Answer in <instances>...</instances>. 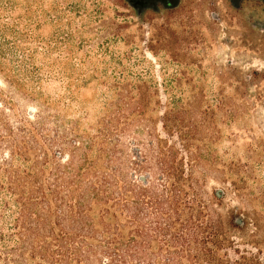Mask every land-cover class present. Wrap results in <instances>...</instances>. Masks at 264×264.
<instances>
[{"label":"rangeland","instance_id":"1","mask_svg":"<svg viewBox=\"0 0 264 264\" xmlns=\"http://www.w3.org/2000/svg\"><path fill=\"white\" fill-rule=\"evenodd\" d=\"M116 88L157 92L155 120L179 97L209 154L204 190L221 191L210 209L264 217V0H180L141 18L126 0H0V120L90 136ZM8 152L2 142L0 161ZM3 217L5 231L13 214ZM245 234L235 247L254 253Z\"/></svg>","mask_w":264,"mask_h":264},{"label":"trees","instance_id":"2","mask_svg":"<svg viewBox=\"0 0 264 264\" xmlns=\"http://www.w3.org/2000/svg\"><path fill=\"white\" fill-rule=\"evenodd\" d=\"M157 94L116 88L90 136L75 123L46 138L38 123L0 120V222L13 214L0 264H264V217L240 224L210 209L220 197L204 190L200 122L179 97L159 120L147 116ZM234 232L255 252L238 250Z\"/></svg>","mask_w":264,"mask_h":264},{"label":"flooded vegetation","instance_id":"3","mask_svg":"<svg viewBox=\"0 0 264 264\" xmlns=\"http://www.w3.org/2000/svg\"><path fill=\"white\" fill-rule=\"evenodd\" d=\"M136 11V14L141 18L142 14L146 10H152L158 12L161 9H173L176 8L180 0H126Z\"/></svg>","mask_w":264,"mask_h":264},{"label":"water","instance_id":"4","mask_svg":"<svg viewBox=\"0 0 264 264\" xmlns=\"http://www.w3.org/2000/svg\"><path fill=\"white\" fill-rule=\"evenodd\" d=\"M216 195L217 196H221V191L220 190H216ZM236 222L240 223L241 224V221L238 219L236 220Z\"/></svg>","mask_w":264,"mask_h":264}]
</instances>
